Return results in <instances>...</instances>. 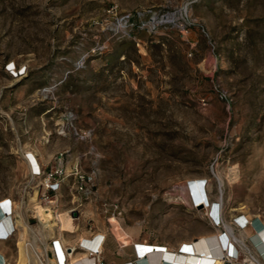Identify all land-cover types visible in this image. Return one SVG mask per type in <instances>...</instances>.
Segmentation results:
<instances>
[{
    "label": "rangeland",
    "instance_id": "rangeland-1",
    "mask_svg": "<svg viewBox=\"0 0 264 264\" xmlns=\"http://www.w3.org/2000/svg\"><path fill=\"white\" fill-rule=\"evenodd\" d=\"M30 154L45 173L60 164L56 193L42 196ZM200 181L208 208L185 190ZM35 194L68 211L74 234L41 238ZM5 200L17 231L0 241L6 264L18 214L40 257L52 237L91 246L97 234L100 264H134L125 235L181 251L230 225L238 261L264 264L234 226L264 223V0H0Z\"/></svg>",
    "mask_w": 264,
    "mask_h": 264
},
{
    "label": "bare ground",
    "instance_id": "bare-ground-1",
    "mask_svg": "<svg viewBox=\"0 0 264 264\" xmlns=\"http://www.w3.org/2000/svg\"><path fill=\"white\" fill-rule=\"evenodd\" d=\"M30 160L35 163L33 155H29ZM235 171V170H234ZM234 179H236L235 172L233 173ZM44 184V183H43ZM48 184V183H47ZM187 195L193 197V201L197 206L201 204L208 208L207 194L205 193L204 183L202 181L196 184H191L190 188L185 187ZM190 193V195H189ZM32 202L35 217L39 219L42 229L40 231L41 238H48L53 235L55 229L58 230L60 236L62 233L74 234L76 228L74 227V219L68 216L66 212H60L56 214L57 209L55 203H49L48 206L43 207L41 203L35 198L30 200ZM51 204V205H50ZM203 207V206H202ZM212 216L215 222H220L217 219V205L212 204ZM70 212V211H69ZM11 213V214H10ZM16 213L14 204L9 207V203L5 200L0 203V236L4 237L8 232L15 228V224H10L9 216ZM18 213V212H17ZM19 226L18 241H17V255L14 264H58L54 253V242L62 249L68 246V243L62 242L59 237H52L49 240H45L48 248L44 250V256L40 257L36 248V237L24 222L21 214H18ZM238 225L244 227L246 236L251 238L252 243L256 246L261 260L264 261V223L259 218L253 219L249 216H241L236 218ZM233 226V225H232ZM217 227V226H214ZM237 228V227H236ZM240 229V228H239ZM226 235L210 234L197 238L195 241L183 243L179 246L181 251L170 250L165 246L157 244L139 243L133 245L135 259L134 264H254L251 262H239V251L236 249L230 238L234 239L233 228L230 225L225 226ZM15 232H17L15 230ZM244 236V235H242ZM95 237V239H93ZM5 238V237H4ZM87 241L91 246V250H97L98 256L102 254L103 248L99 244L100 238L97 234L92 238H87ZM199 240V241H198ZM3 241V240H1ZM197 243L193 244L194 242ZM81 242V241H78ZM242 242V240H240ZM193 244V245H192ZM183 245V246H182ZM86 246V245H85ZM163 247V248H160ZM68 251H65L64 256L67 264H96L97 257L94 259L88 252L82 251L75 244L69 245ZM65 250V249H64ZM63 250V251H64ZM77 254V256H75ZM79 254V255H78ZM75 256L74 258L72 256ZM231 256H237L236 260ZM228 259L227 261H225ZM264 263V262H262ZM0 264H6V260L0 253ZM66 264V263H64ZM126 264V263H125Z\"/></svg>",
    "mask_w": 264,
    "mask_h": 264
},
{
    "label": "built area",
    "instance_id": "built-area-1",
    "mask_svg": "<svg viewBox=\"0 0 264 264\" xmlns=\"http://www.w3.org/2000/svg\"><path fill=\"white\" fill-rule=\"evenodd\" d=\"M8 69L12 70V66H9ZM35 161H36V159H35ZM28 165H29V168H30V175L33 178L40 179L39 186L43 187L42 196H44V194H46L48 192L49 193H56L59 190L60 179H61V181H63L65 179L64 176H62L63 173H62L60 164L55 165L53 170L48 171L47 173H45V170L41 169V167L37 163V161L35 163H33L30 160V158H28ZM74 175L78 176V178L80 180V185L78 187V191L81 194H85L86 193V189L83 186V184H85L83 182V177L80 176L77 171H74ZM7 202L9 203V207H10V205H11L10 201H7ZM50 203H55L54 205H56V199H55V201H51ZM55 208H56V206H55ZM10 214L7 215V216H9V221H10V224H11L13 221H12V218H11L12 215H10ZM234 226L237 227L238 229L239 228L240 229H244V227H242V226L237 224L236 220H234ZM15 230H16V228H14V229L12 228V230L10 232H8L4 236L5 238L0 236V241L1 240L5 241V240H8L11 237H13V235L16 233ZM93 239H95V237H93ZM104 240H105V238L102 237L101 240H100V243H99L102 246V248H103ZM55 242H54V253H55V257H56L57 263L58 264H64V263L67 264V261H66V258L64 256V253H65V251H68V249H69L68 246H66L65 248L62 249ZM250 242H251V240H250ZM77 247L80 248L82 251L88 252L90 255H92L93 259H94V257L96 255L98 256L97 250L96 251L95 250H91L89 247L85 246L82 242H78V246ZM238 250H239V256L238 257L241 258V254H240L241 251H240L239 247H238ZM101 255L102 254H100L98 257L96 256L97 257L96 264H100L101 263V259H100ZM257 255H258V257L261 258L259 253H257ZM228 257H233V256L229 255ZM233 258H235V260H236L237 256H234ZM227 260L228 259H226L225 261H227ZM248 260H252L253 262H256L255 259L252 258L251 256H250V259H248ZM126 264H131V263L129 262V263H126Z\"/></svg>",
    "mask_w": 264,
    "mask_h": 264
},
{
    "label": "crops",
    "instance_id": "crops-1",
    "mask_svg": "<svg viewBox=\"0 0 264 264\" xmlns=\"http://www.w3.org/2000/svg\"><path fill=\"white\" fill-rule=\"evenodd\" d=\"M121 230V229H120ZM99 235H101V236H104V233H99ZM112 237V236H111ZM113 238V237H112ZM134 236H129V235H125V238L122 240L124 243H125V247H129L130 245H135V243L136 242H134L133 240H134ZM113 240H114V242H116L117 243V245H118V243L120 242V240H119V238H113ZM118 264H125V263H127V262H125V261H118L117 262ZM116 264V263H115Z\"/></svg>",
    "mask_w": 264,
    "mask_h": 264
},
{
    "label": "water",
    "instance_id": "water-1",
    "mask_svg": "<svg viewBox=\"0 0 264 264\" xmlns=\"http://www.w3.org/2000/svg\"><path fill=\"white\" fill-rule=\"evenodd\" d=\"M77 216V214L76 213H73V217H76Z\"/></svg>",
    "mask_w": 264,
    "mask_h": 264
},
{
    "label": "trees",
    "instance_id": "trees-1",
    "mask_svg": "<svg viewBox=\"0 0 264 264\" xmlns=\"http://www.w3.org/2000/svg\"><path fill=\"white\" fill-rule=\"evenodd\" d=\"M213 214V213H212Z\"/></svg>",
    "mask_w": 264,
    "mask_h": 264
}]
</instances>
